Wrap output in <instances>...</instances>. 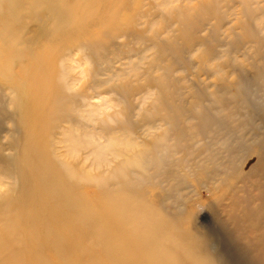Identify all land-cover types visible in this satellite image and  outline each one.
<instances>
[{
	"label": "rangeland",
	"instance_id": "1",
	"mask_svg": "<svg viewBox=\"0 0 264 264\" xmlns=\"http://www.w3.org/2000/svg\"><path fill=\"white\" fill-rule=\"evenodd\" d=\"M263 234L264 0H0V264H264Z\"/></svg>",
	"mask_w": 264,
	"mask_h": 264
},
{
	"label": "bare ground",
	"instance_id": "2",
	"mask_svg": "<svg viewBox=\"0 0 264 264\" xmlns=\"http://www.w3.org/2000/svg\"><path fill=\"white\" fill-rule=\"evenodd\" d=\"M230 106V104H229ZM229 107H218L214 109V113H216V116H222L223 119L226 116L232 117L230 111L228 110ZM221 111H223V115H220ZM215 115V114H214ZM224 121V120H223ZM226 121V119H225ZM223 127H226L225 129H221V131L223 132L224 130V134L229 135L230 131H228V125H224ZM230 129V128H229ZM217 132H219V128L216 127V129L212 128L209 129V133L210 134H217ZM158 216L162 217L163 214H157ZM181 238V235H179V240ZM262 241H263V245H264V234L262 235ZM183 243L186 245L184 250L185 253L191 258V260L193 261L194 264H215L214 259H210L208 257V255H206L204 252H202V258L204 261H202L198 256L197 258L194 257L191 252L189 251V247L188 246H195L196 244V239L192 236L190 238H185ZM217 261V260H215ZM190 262V259H188V257L183 256L180 257L177 254L173 253L172 251H166L164 253V255L160 258L159 260V264H188Z\"/></svg>",
	"mask_w": 264,
	"mask_h": 264
}]
</instances>
